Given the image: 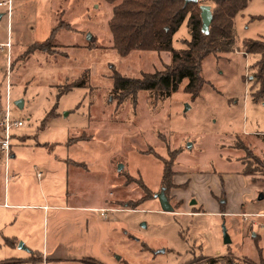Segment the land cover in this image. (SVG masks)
I'll list each match as a JSON object with an SVG mask.
<instances>
[{
  "label": "rangeland",
  "instance_id": "1",
  "mask_svg": "<svg viewBox=\"0 0 264 264\" xmlns=\"http://www.w3.org/2000/svg\"><path fill=\"white\" fill-rule=\"evenodd\" d=\"M44 1L11 0L9 16L0 19V39L9 36L14 45L11 119L22 122L12 130L11 157L0 155V198L5 173L11 175L17 167L23 184L15 192L29 197V207L56 205L68 189L62 160L69 158L68 190L88 210L25 209L19 211L22 218L34 217L15 228L26 236L33 231L28 239L39 244L41 257L46 254L40 244L44 238L49 245H59L64 259L82 264L87 258L101 264H255L260 250L264 258V181L251 184L241 175L248 166L243 147L264 162V98L254 101L251 96V67L257 57L241 52L244 40L264 37V0H251L236 15L233 52L203 59L204 84L196 98L186 93L185 80L170 97L139 92L135 104L128 98L121 105L111 97L113 71L138 82L143 74L170 65V53L133 51L121 57L112 49L108 21L121 0H51V28L62 22L71 32L62 29L56 34L53 42L59 48L52 53L37 50L26 56L27 47L44 37V32L35 31ZM186 23L173 37L175 50L186 48ZM89 44L93 48H87ZM5 57L4 50L3 109ZM78 79L84 86L56 99L55 86ZM16 101H22L21 108ZM55 105L58 116L41 128ZM22 136L27 137L23 143L18 140ZM171 159L172 172L185 182L166 191L173 212L165 213L157 195L163 186L162 163ZM99 208H105L101 211L107 219ZM223 229L229 243H224ZM20 244L24 246L18 241L15 248L22 256L27 248L19 250ZM5 252L10 251L0 250V257H7Z\"/></svg>",
  "mask_w": 264,
  "mask_h": 264
},
{
  "label": "trees",
  "instance_id": "2",
  "mask_svg": "<svg viewBox=\"0 0 264 264\" xmlns=\"http://www.w3.org/2000/svg\"><path fill=\"white\" fill-rule=\"evenodd\" d=\"M250 1L198 0L197 3H185L184 0H121L112 7V16L108 21L112 49L121 57H126L133 51L168 52L171 59L170 65L166 66L163 71L143 74L141 81L138 82L122 77L114 70L111 76L112 99L121 105L128 98H131L135 104L139 92H147L158 98L170 97L185 80L187 81L186 93L196 98L204 84L201 76V62L209 55L216 56L234 51V19L237 14L246 9ZM202 5L209 6L212 15L206 33L202 31L200 17V6ZM185 21H187L189 40L183 41L185 49L175 50L172 47L173 37ZM69 26L62 22L57 23L51 28L47 40L32 43L27 47L24 55L27 56L37 50L52 53L54 48H59L54 43L56 34L62 29L71 32ZM87 48H93V45L89 44ZM241 52L257 57L251 67L254 87L251 96L254 101L262 100L264 98V37L244 40ZM82 86H84L83 79L55 86L56 99ZM57 116L55 105L42 120L41 128ZM241 150L245 152V159L248 162V166L245 164V170L241 175L248 177L251 184L264 181V162L258 159L249 148L243 147ZM172 163V159L162 163L161 182L163 186L161 190L166 197V191L184 187V185L173 184V178L176 175L171 170ZM142 190L147 195L149 189L145 185L142 186ZM85 263L101 264L90 258ZM255 264H264L261 250L259 261Z\"/></svg>",
  "mask_w": 264,
  "mask_h": 264
},
{
  "label": "crops",
  "instance_id": "3",
  "mask_svg": "<svg viewBox=\"0 0 264 264\" xmlns=\"http://www.w3.org/2000/svg\"><path fill=\"white\" fill-rule=\"evenodd\" d=\"M51 6H52L51 0H45L37 10V21H36L35 31L37 32L38 35L41 32H44V37H40V38L38 37V39H36V42H42L46 40L50 34L51 24H52ZM4 15H6L5 9L0 7V19ZM6 16L8 17V15ZM43 29L44 31H42ZM8 40H10L11 47L8 51L5 50V53H6L5 62L8 63L9 61L11 63L12 62L10 58L11 50L14 46L12 38H10L9 36L6 37V41L0 39V44H4ZM6 68H7V64H6ZM0 109H1V105H0ZM255 135L258 136V134H255ZM13 137L14 135L12 136V138ZM26 138L27 137L22 136L18 138V140L19 142L23 143L25 142ZM12 140H11V153L13 150ZM42 146H44V144ZM48 152L51 154H54V150H51L50 148H48ZM68 159H66L65 161L62 160V163L65 164V167H66L65 186L69 189L70 188V183H69V173H70L69 170L70 169H69ZM178 177L179 176H174L173 178L174 185H181L182 183L185 182V181H178L180 180L178 179ZM22 178H23V173L17 167L13 169V172L11 175L7 174L6 172L4 176L5 190H4V194L0 198V250L10 251V252L4 253L6 254L7 257H0V264H39L42 258L40 256L41 254L40 251H38L39 244L38 245L32 244L31 239H28V237L32 236L33 231L30 233V236L28 235L26 236L20 231V229L15 228L16 226L22 225V224L28 225V223L30 222V217H34V216L32 214H29L25 216L24 218H22L23 214L20 215L21 212L19 211H22L25 209H33V210L44 212L45 209L47 210L51 209L53 211L59 210V211L86 212L88 210V208L83 207L86 205H83V203L80 202L79 200L80 198L79 199L76 198L77 194L76 193L74 194L72 191H69L68 189L65 193H63L62 197L60 198V200H58V203L56 205L47 206L43 204V205H39L35 207H29L30 205H27V201L29 200L28 199L29 197H26L25 193H22V196H19L17 195L18 193L15 192L16 191L15 188L22 186L23 183L19 182ZM188 182L190 181L188 180ZM9 184L15 185L13 188L14 190L9 191V188L7 189V185ZM102 209H105V208H99L97 210L101 211ZM229 214H232V213H229ZM52 218L54 221L58 220L57 216L54 214ZM8 227L12 228V231H10L9 233L6 232V229H8ZM18 241L24 242V246L19 250H24L23 248L25 247L27 248V251L22 256L16 254L15 247ZM40 242L39 243L41 244L42 248H45V251L47 254L46 255L44 253L43 255V256L46 255L47 264H50V263L55 264V263H61V262H67L69 264H82L81 260L73 259V258L64 259L62 256H60L58 254L59 245H57V243L53 245H49V242L45 240L44 238H42Z\"/></svg>",
  "mask_w": 264,
  "mask_h": 264
},
{
  "label": "built area",
  "instance_id": "4",
  "mask_svg": "<svg viewBox=\"0 0 264 264\" xmlns=\"http://www.w3.org/2000/svg\"><path fill=\"white\" fill-rule=\"evenodd\" d=\"M0 7L5 9L6 14L9 16L11 10V0H0ZM11 47L10 40L4 44H0V52L9 50ZM11 73V63L8 61L6 68V102L5 108L0 111V155L5 156L6 159L11 157V140L12 130L22 126L21 121H14L11 119L10 103H9V78ZM101 217L107 219L106 212L100 211ZM39 264H47L46 257L42 256Z\"/></svg>",
  "mask_w": 264,
  "mask_h": 264
},
{
  "label": "water",
  "instance_id": "5",
  "mask_svg": "<svg viewBox=\"0 0 264 264\" xmlns=\"http://www.w3.org/2000/svg\"><path fill=\"white\" fill-rule=\"evenodd\" d=\"M184 2L185 3H197L198 0H184ZM200 17H201V22H202V31L204 33H206L208 31V27H209L211 20H212L211 10H210L209 6H206V5L200 6ZM86 39H87V41L91 42L92 36L90 34H88ZM15 104L19 108L22 107V101H17ZM121 167L122 166L119 165L118 170H120ZM260 198H262V197H260ZM157 200H158L160 208L163 212H165V213H172L173 212V208L170 205V203H169L167 197L165 196V194L163 193V191L159 195H157ZM191 204H194V202H191ZM223 240H224V243L230 242V239H229L225 229H223ZM22 247H23L22 244H20L19 248H22Z\"/></svg>",
  "mask_w": 264,
  "mask_h": 264
}]
</instances>
